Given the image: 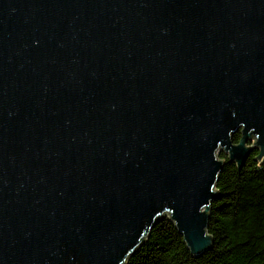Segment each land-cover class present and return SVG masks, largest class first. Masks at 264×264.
I'll return each instance as SVG.
<instances>
[{
    "label": "water",
    "instance_id": "water-1",
    "mask_svg": "<svg viewBox=\"0 0 264 264\" xmlns=\"http://www.w3.org/2000/svg\"><path fill=\"white\" fill-rule=\"evenodd\" d=\"M253 150L264 0H0V264H124L165 216L198 257Z\"/></svg>",
    "mask_w": 264,
    "mask_h": 264
},
{
    "label": "trees",
    "instance_id": "trees-1",
    "mask_svg": "<svg viewBox=\"0 0 264 264\" xmlns=\"http://www.w3.org/2000/svg\"><path fill=\"white\" fill-rule=\"evenodd\" d=\"M233 143L240 132L231 137ZM253 150L241 168L226 154L215 183L207 232L211 248L191 255L183 236L168 218L159 219L124 264H264V158Z\"/></svg>",
    "mask_w": 264,
    "mask_h": 264
},
{
    "label": "rangeland",
    "instance_id": "rangeland-1",
    "mask_svg": "<svg viewBox=\"0 0 264 264\" xmlns=\"http://www.w3.org/2000/svg\"><path fill=\"white\" fill-rule=\"evenodd\" d=\"M253 142H254V139H252V141L248 143V146L252 145ZM220 153H222V151H220V152H216V157H217V158H219L218 155H219ZM223 154H224V153H223ZM219 159H220V158H219Z\"/></svg>",
    "mask_w": 264,
    "mask_h": 264
}]
</instances>
